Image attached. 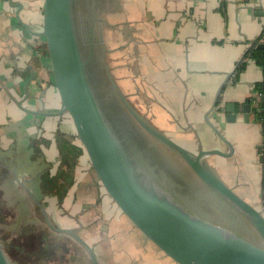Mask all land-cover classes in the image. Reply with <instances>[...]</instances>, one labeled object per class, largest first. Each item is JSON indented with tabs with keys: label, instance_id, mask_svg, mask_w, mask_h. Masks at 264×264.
I'll list each match as a JSON object with an SVG mask.
<instances>
[{
	"label": "crops",
	"instance_id": "obj_1",
	"mask_svg": "<svg viewBox=\"0 0 264 264\" xmlns=\"http://www.w3.org/2000/svg\"><path fill=\"white\" fill-rule=\"evenodd\" d=\"M14 3L21 2L0 0V171L5 173L0 191L12 216V224L6 217L4 225L11 227L8 239L25 237L33 229L44 233L46 243L52 241L45 249L57 251L26 264H94L88 249L97 264H176L144 238L92 179L70 118L56 113L60 99L44 41L35 45L40 54L33 57L29 42L36 35L21 23L31 29L34 15L41 23V0L32 16L23 3L19 9ZM119 12L125 24L118 30L122 53L132 40L126 31L132 24L131 71L151 80L154 125L163 131L159 127L171 117L177 138L171 137L188 149L230 153L205 160L241 196L261 205L264 133L254 114L257 98L251 87L264 82V66L246 54L251 46L264 44V0H123ZM241 60L245 66L235 79ZM220 87L218 109L208 113ZM231 104L233 121L227 119ZM175 118L184 128L176 126ZM64 156L75 158L71 168ZM56 164L54 175L51 165ZM83 169L88 170L85 178ZM45 172L60 183H45ZM60 249H72L75 256L66 261Z\"/></svg>",
	"mask_w": 264,
	"mask_h": 264
},
{
	"label": "water",
	"instance_id": "obj_2",
	"mask_svg": "<svg viewBox=\"0 0 264 264\" xmlns=\"http://www.w3.org/2000/svg\"><path fill=\"white\" fill-rule=\"evenodd\" d=\"M14 5L21 7V3ZM79 11L82 10L75 7L74 0H41L37 32L20 20L18 11L16 16L31 33L43 37L52 82L60 99L56 113H66L70 118L104 193L146 240L176 264H264V200L259 206L248 201L205 160L211 154L230 153L200 146L192 151L142 120L111 78L106 85L93 57L94 47L85 45L79 34L76 22ZM257 47L263 49L264 44ZM251 88L256 90L255 86ZM220 90L221 87L208 113L217 111ZM235 118V106L231 104L227 106V119ZM208 124L225 141L220 131ZM167 151L174 152L187 165L191 172L187 177L194 187H204L243 215L255 229L259 242L223 220L216 223L205 218L192 204L176 197L166 179L170 176L181 182V178L169 166L167 157H171ZM88 250L92 262L97 264L92 250ZM0 264H14L1 237Z\"/></svg>",
	"mask_w": 264,
	"mask_h": 264
},
{
	"label": "rangeland",
	"instance_id": "obj_3",
	"mask_svg": "<svg viewBox=\"0 0 264 264\" xmlns=\"http://www.w3.org/2000/svg\"><path fill=\"white\" fill-rule=\"evenodd\" d=\"M17 1H20L25 5L24 10H27L30 16H32L34 12L38 14V0ZM74 2L75 7L81 8L82 10L76 13V22L79 34L82 37L85 45H91L94 47L96 56L93 55V57L98 62L99 70L101 71L102 76L106 81V85L110 83L109 79L111 78V80L115 82L121 92L125 95V99L129 102L131 107H133L139 117L145 122L154 125L156 123L155 110L153 108L154 106L149 104V102H151L150 98H153V95L151 93V80L150 78L144 79L139 74L138 76L136 74L134 76V72L131 71V68H133V65H135L133 60V43L134 40H136L133 38V35H135V33L132 29V24L127 23L128 30L126 31L130 35V37H132V40L128 41L129 48L128 50H126V53L123 54L122 52L124 51V48L122 46H119L121 45V42L119 41L118 30L120 28H123V26L125 25L124 22H121L123 21V19H120L119 17V14L121 13L119 12V8H121L123 0H74ZM34 16L35 20L30 21L31 30L33 32H37L40 31V23L36 20V15ZM39 41L40 43L43 42L42 36L37 35L30 38V48L31 51L34 50L33 57H39V50L35 49ZM122 43L124 42L122 41ZM125 63H128L130 67H125ZM128 74L131 76H128ZM107 93L111 94L110 89H107ZM175 124L176 126H178V128H184L182 122L176 118ZM159 128H164V130L166 129L165 132L170 137L176 135V132H174L176 129H174L173 119H171V117L168 119V124L165 123V126H160ZM175 138L177 137L175 136ZM176 141H178L182 145L186 144L180 139ZM168 153L170 154V157L174 159V161L182 165V170L186 175L188 172L191 173L187 165L183 164V162L180 161L181 159L174 152L169 151ZM84 166H86V164H84ZM51 168L55 175L58 170V165H51ZM87 169H83V178L87 177ZM92 171L91 169L89 170L90 173H92ZM93 173L91 174L92 179H94L95 176V174ZM45 178H48L47 174L43 175L44 180ZM83 178H81V180H84ZM199 187L203 188L201 196H198L195 200L196 204L194 202V205H192L196 211L213 222L217 223L223 220L229 227H232L237 232L241 233L251 240L259 242V237L255 229L243 215H241L239 212H236L234 209L229 208L214 194L209 193V191L204 187ZM2 200H4V193L0 194V202ZM23 212L25 214H28L26 210H24ZM4 214H6L7 218L9 219V221H7L10 222L12 216L7 214V209L4 210ZM8 225L0 226V237L4 238V240H7V235L11 233L9 230L11 227H8ZM61 250H63V252ZM62 253V259H66V261L71 260L72 257L75 256L72 254V249H60L59 255Z\"/></svg>",
	"mask_w": 264,
	"mask_h": 264
},
{
	"label": "trees",
	"instance_id": "obj_4",
	"mask_svg": "<svg viewBox=\"0 0 264 264\" xmlns=\"http://www.w3.org/2000/svg\"><path fill=\"white\" fill-rule=\"evenodd\" d=\"M246 57L253 58L255 59L259 65L264 66V49H258L254 45L249 48L247 51ZM245 62L240 61L236 67L235 71V79L237 78L239 72H241L244 69ZM255 89L262 94H264V82L257 83L255 85ZM263 107H264V96L261 98V101L257 107L254 108V114L256 119L259 122L263 121L264 118V113H263ZM263 133H264V127H263ZM74 158V157H73ZM75 159V158H74ZM71 157H66L64 156V163L68 168L72 167L73 160ZM66 172V171H65ZM48 173H43L42 174V179L43 175ZM5 173L0 171V184L2 182V179L4 178ZM62 177L67 178V175H64ZM50 178V180H49ZM44 180V179H43ZM45 183H51L52 185L55 184L57 185L59 182V178L52 177L48 175V178H45ZM1 194V191H0ZM7 209L5 203L3 201L0 202V226H3L7 223L6 220V214H4V210ZM4 241L5 245V250L6 253L8 254L9 258L16 264H26V262H29L30 260L34 261H39L44 254H51V252H54V249L50 247V249H45L49 248V245H52V241L46 243V236L44 233L31 230L29 234H27L25 237L18 236V238L14 239H7L4 240V238H1ZM47 245V247H46ZM47 251V252H46Z\"/></svg>",
	"mask_w": 264,
	"mask_h": 264
},
{
	"label": "flooded vegetation",
	"instance_id": "obj_5",
	"mask_svg": "<svg viewBox=\"0 0 264 264\" xmlns=\"http://www.w3.org/2000/svg\"><path fill=\"white\" fill-rule=\"evenodd\" d=\"M168 158V163L171 169L175 170L177 173L180 174L181 182L175 181L172 177L168 176L167 181L170 187H172V192L184 203H189L194 205V202L198 196H201L203 188L194 187V183L189 180L185 172L182 170V165L177 163L176 161ZM143 160V159H142ZM168 166V167H169ZM169 167V168H170ZM174 172V171H173ZM161 177L164 178L163 175ZM184 178V179H182ZM190 188H193L190 190ZM200 198V197H199ZM196 204V202H195Z\"/></svg>",
	"mask_w": 264,
	"mask_h": 264
},
{
	"label": "built area",
	"instance_id": "obj_6",
	"mask_svg": "<svg viewBox=\"0 0 264 264\" xmlns=\"http://www.w3.org/2000/svg\"><path fill=\"white\" fill-rule=\"evenodd\" d=\"M262 33L264 34V28H263V31ZM255 91V96L257 98V105H259L260 101H261V98H263L264 94H262L261 92L257 91V90H254ZM263 113H264V107H263ZM261 124L263 125L264 127V118H263V121L261 122Z\"/></svg>",
	"mask_w": 264,
	"mask_h": 264
}]
</instances>
